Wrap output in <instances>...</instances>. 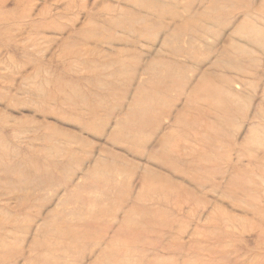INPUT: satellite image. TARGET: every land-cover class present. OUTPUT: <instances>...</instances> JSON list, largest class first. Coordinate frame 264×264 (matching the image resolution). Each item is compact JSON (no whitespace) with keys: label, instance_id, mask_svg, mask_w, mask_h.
<instances>
[{"label":"rangeland","instance_id":"rangeland-1","mask_svg":"<svg viewBox=\"0 0 264 264\" xmlns=\"http://www.w3.org/2000/svg\"><path fill=\"white\" fill-rule=\"evenodd\" d=\"M23 1L0 264H264V0Z\"/></svg>","mask_w":264,"mask_h":264},{"label":"bare ground","instance_id":"bare-ground-1","mask_svg":"<svg viewBox=\"0 0 264 264\" xmlns=\"http://www.w3.org/2000/svg\"><path fill=\"white\" fill-rule=\"evenodd\" d=\"M9 1H12V2H15V4L17 3V5H20V4H22L23 2H25V1H23V0H0V4H5V2L6 3H8ZM26 1H31V2H33V1H35V0H26ZM49 1H51V0H45V2H49ZM54 1H64V2H67V3H74V1L75 0H54ZM29 3V2H28ZM29 10V9H28ZM27 10V11H28ZM26 11V10H25ZM24 14V13H23Z\"/></svg>","mask_w":264,"mask_h":264}]
</instances>
